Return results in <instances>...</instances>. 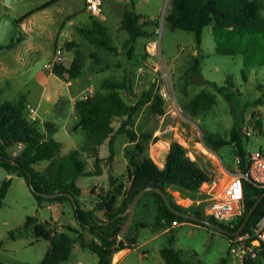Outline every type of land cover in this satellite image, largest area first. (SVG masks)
Instances as JSON below:
<instances>
[{
    "label": "rangeland",
    "instance_id": "1",
    "mask_svg": "<svg viewBox=\"0 0 264 264\" xmlns=\"http://www.w3.org/2000/svg\"><path fill=\"white\" fill-rule=\"evenodd\" d=\"M46 1L23 0L6 5L4 0H0V17L6 12L17 18ZM168 7L169 0H103L101 14L95 15L86 8L85 0H59L44 11L34 12L30 17L33 26H42L45 30L41 34L31 33V40L40 37L42 47L34 52L32 58L22 59L15 57L14 49L0 48V58L11 68L8 81L2 82L5 92L0 95V100L15 99L23 93L27 104L35 106L40 96L48 94L52 97L49 107L54 104L55 114L44 112L41 116L58 124L59 128L57 126L52 135L61 141V152L66 153L79 146L84 138L83 130L74 128L73 106L69 98L73 102L82 94L103 90L101 82L104 78L121 80L128 72L132 90L130 93L121 90L124 99L129 101V98L150 87L160 95L166 87L170 94L169 98L161 96L164 100L163 114L154 117L148 110V103H145L129 124L138 133L143 129L152 132L146 147L159 167L165 156V146L170 140H176L204 171L220 173L224 177L217 159L229 172L238 171L234 144H226L215 151L204 142L203 133L218 132L229 138L235 125L240 130L244 149L248 153L260 150L264 144V62L245 65L243 53L216 52L211 24L203 27L200 43H197L193 31L169 28L163 20ZM132 8L146 17L155 18L158 24L148 27L151 38H138L134 52L129 55L121 50L127 32L120 28L119 22L123 11ZM91 15L107 25L112 43L118 47L117 52L97 48L79 35L78 27L90 25ZM67 41L76 42L84 51L83 70L75 79H69L70 83L65 77L52 73L49 66L58 47L66 54V65H69L74 48L66 47ZM153 41L156 45L154 50ZM147 45H150V50ZM92 52L99 58L91 56ZM195 60L199 69L195 76H191L190 67ZM201 89L215 94L216 102L209 110L192 114L186 104ZM41 106H46L43 98ZM257 120L261 126L256 125ZM112 123L118 126L117 120ZM245 126L253 129L249 135L243 131ZM133 143L125 134H119L114 144V157L110 161H102L103 167L110 170L113 164L117 173L122 172L125 166L123 155L133 148ZM108 152L107 146H100L101 154ZM83 156L87 159V167L93 168V155L84 153ZM44 164L41 162L36 166L42 168ZM121 176L127 186L125 174ZM5 177H10L11 182L0 206V240L3 241L0 245V264H36L44 256L48 241L36 237L31 229L14 238H10L8 233L21 227L27 215H35L51 223L52 209L47 201L43 204L37 202L22 176L8 173L0 166V182ZM76 181L82 188V198L90 204L94 200L91 190L107 180L102 175H80ZM107 182L114 184L111 180ZM176 198L182 205L186 203L178 196ZM152 201L153 197L148 192L142 195L141 202L146 205L144 219L148 225L140 227L133 224L130 227L129 234L136 231V246L119 264H159L158 250L168 245L179 250L188 264H246V260H249L248 264H264L263 253L255 249L256 256L250 257L232 252L230 244L233 239L208 226L185 221L161 233V229L151 228L156 213ZM65 203V212L60 220L70 225L69 222L74 219L72 207ZM146 239L145 244L138 245ZM253 241L255 245L260 244L257 239ZM143 252L148 255L140 258ZM58 264H98V261L92 250L74 245L68 259Z\"/></svg>",
    "mask_w": 264,
    "mask_h": 264
},
{
    "label": "trees",
    "instance_id": "2",
    "mask_svg": "<svg viewBox=\"0 0 264 264\" xmlns=\"http://www.w3.org/2000/svg\"><path fill=\"white\" fill-rule=\"evenodd\" d=\"M58 1L48 0L14 18V31L16 32H13L12 41L0 48L11 47L20 42L24 38V33L20 31V23L32 13ZM263 8V0H169V7L163 20L171 29L180 28L193 31L197 43L201 41L203 27L211 24L216 52L243 53L245 65H252L264 62ZM90 20V25L78 27L79 35L97 48L103 47L107 51L117 52L118 47L112 43L107 25L94 15L90 16ZM156 24L158 20L146 17L133 8L123 11L119 26L127 32V37L122 41L121 50L131 55L138 38H151L152 33L148 27ZM65 45L68 48H74L69 65L54 62L51 71L59 77H65L66 80L75 79L83 70L84 51L74 41H67ZM91 56L99 58L94 52ZM198 69L199 64L195 60L190 67V75L195 76ZM128 75L129 73L125 72L121 80L104 78L101 82L103 90L95 91L85 98H77L74 101V112L77 117L74 128H81L84 138L78 147L63 154L61 153V141L52 135L57 129L56 125L49 120L39 121L37 118L28 117L26 98L23 93L15 99L0 100V166L8 173L22 176L39 204L44 201L68 202L77 223V227L64 225V229L58 230L48 221H41L35 215H27L21 227L10 230L8 233L10 238L31 229L36 237L48 241L44 256L36 264H58L68 258L75 244L92 250L97 255L98 264H111L113 252L127 247L122 238L129 241L134 240V237H129L130 227L133 224L147 226V223H137L133 219L127 230L118 234L134 196L147 185L160 187L174 208L208 218L231 231L237 229L254 200L264 192V187H260L250 179H244L243 213L227 222L206 215L199 206H185L178 203L167 191L165 187L167 184L174 185L196 197L200 185L212 175L191 159L186 154L185 147L176 140L169 141L163 166L157 165L146 147L152 137V132L143 129L138 133L131 129L129 124L145 103H148V110L154 117L163 114L164 100L158 92L153 90V87L142 91L136 97L129 98V101L124 99L121 90L124 89L129 93L132 90ZM215 102V94L201 89L191 96L186 108L192 114H197L209 110ZM113 120L118 121L117 127L112 123ZM255 123L261 126L259 120ZM119 134H125L130 142H134L133 148L125 154L127 159L125 176L128 185H124V180L119 181L111 189L98 193V200L93 206L88 207L80 198L82 189L76 180L80 175L100 174L101 162L110 161L114 156V144ZM203 139L215 151L226 144L233 143L239 170L246 171L249 153L244 149L240 130L235 125L231 128L229 138L218 132H204ZM106 140L109 152L106 158H102L99 156L98 147ZM17 145L20 146L18 149L15 148ZM260 151L264 153V144ZM84 153L93 155V168L87 167ZM41 162L45 164L42 168H37L36 165ZM109 178L111 180V175ZM10 182V177H5L0 182V206ZM43 192L65 193L46 197L42 194ZM146 192L153 197L152 202L155 205L153 229L170 227L174 220L208 226L172 212L156 190H147L144 194ZM66 193L72 195L74 204ZM141 197L135 206L142 204ZM119 198L122 199L119 201ZM97 210H103L102 216L96 213ZM262 216H264V196L238 235L251 234L253 226ZM224 234L232 239L237 236ZM252 238L254 237L250 235V239ZM2 242L0 240V245ZM254 247L264 254L263 241ZM160 254L167 264H188L182 258L180 251L170 245L160 248ZM248 262L249 260H246V264Z\"/></svg>",
    "mask_w": 264,
    "mask_h": 264
},
{
    "label": "built area",
    "instance_id": "3",
    "mask_svg": "<svg viewBox=\"0 0 264 264\" xmlns=\"http://www.w3.org/2000/svg\"><path fill=\"white\" fill-rule=\"evenodd\" d=\"M103 0H85L86 8L93 14H101ZM156 31H159L158 29ZM155 41H153V50L155 48ZM150 48V45H147ZM151 49V50H152ZM150 50V49H149ZM54 62L66 65L67 56L64 51L58 47L55 51V57L50 63V67ZM166 88V87H165ZM161 91L163 98H169L170 94L167 88ZM90 90V89H89ZM90 93H85L80 98H85ZM30 118L34 119L32 109L29 108ZM257 130V128H255ZM255 130V131H256ZM243 131L249 135L253 129L243 128ZM218 165L225 173L224 177L220 173L213 174L210 179L204 181L200 187L203 196L197 203L204 213L208 216H213L221 221H231L243 213V180L250 179L260 187H264V153L260 150L251 151L248 155V166L246 171L229 172L223 164L217 159ZM199 187V188H200ZM173 221L172 224H176ZM250 235L254 238L250 239ZM250 239V240H249ZM254 239L264 242V216L260 217L252 228L251 234L237 235L230 244V251L236 252L241 256H256L254 247Z\"/></svg>",
    "mask_w": 264,
    "mask_h": 264
},
{
    "label": "crops",
    "instance_id": "4",
    "mask_svg": "<svg viewBox=\"0 0 264 264\" xmlns=\"http://www.w3.org/2000/svg\"><path fill=\"white\" fill-rule=\"evenodd\" d=\"M45 9H47V7L44 8V9H41L39 11H44ZM31 15H33V13ZM31 15H29L27 18H25L20 23V29L24 33V38L20 42L16 43L15 45H13L11 47H3V48L14 49L15 50V57L18 58V59H22L24 57L32 58L34 56V52L40 50L41 47H42L41 41H39L40 37L36 38V40H35V38H34V40H31V36H32L31 33L34 32L35 34L36 33L37 34H41L45 30V27H42V26L35 27V26H33V21L30 19ZM48 35H50V33ZM9 73H11L10 66L3 59L0 58V88H1V94L0 95H2L5 92V89L2 86V82L8 81V79L10 77ZM70 81L71 80H67L66 82L70 83ZM57 95L58 94H56V96H54V103L56 102ZM42 98L46 101V106H41V99ZM51 98L52 97H50L48 94L45 97L40 96L39 100H38V102H37V104L35 106L28 105L27 104V100H26V104H27L26 114H27V116L30 117L29 116L30 115L29 108H31L32 109V114L35 116V119L37 118V119H39V121L49 120V119L43 118L41 116V113L45 112V113H51L52 115L55 114L54 109L52 108L54 104L52 105V107H49V101H50ZM69 100H70V102L72 103V106H73L74 105V101L72 102L71 98H69ZM40 110H41V112H40ZM72 118L74 119L73 122L76 123L77 122V117H76V114L74 112V106H73ZM49 121L53 122L56 125V127L58 126V124L55 123L54 121H52V120H49ZM58 128H59V126H58ZM101 145L107 146V140L104 143L100 144L99 147H98L99 156L102 157V158H106L108 153H104V154L100 153V146ZM168 146H169V144L165 146V149L163 150L164 153H166V151L168 149ZM19 147L20 146L17 145L15 148L18 149ZM123 158H124L125 166L123 167L122 172L117 173L114 170L113 164H112V167H110V170H109L108 167H103V163L101 162V172H100V174H94V175H102V176L106 177L107 181L110 180L109 175H111V177H112L111 181L112 182L114 181L115 183H118L119 181L123 180V179H121L122 178L121 175L125 174V169H126V166H127V159H126L125 155H123ZM163 164H164V156H163L161 167L163 166ZM211 175H213V173H211ZM107 181L104 182L103 184H100V186L96 187L95 190H91V195L94 196V200L90 204H88L86 202V200L82 198V195H81L80 198L85 203L86 206H88V207L93 206L94 203L98 200V193H100V192L103 193L104 191H107L108 189H111L113 187V185H115V184H112L111 182H107ZM165 187H166L167 191H169L172 194L173 198L178 203H180V202L177 200L176 196H178L179 199L184 200L186 203L183 204V205H185V206H197L198 205L197 203L199 202L200 198L203 196V192L201 190V187L198 189V191H197L198 195L196 197H193L189 193L176 188L174 185L167 184ZM41 204H43V203H41ZM65 204H66L65 202H60V201H51V202L47 201L48 207L52 209L51 210V212H52V214H51V224H53L58 230L64 229L63 226L65 225V223L60 220V217L65 212ZM145 210H146V205L144 203L136 205L134 207L133 219H135L137 221V223H139V222L147 223L146 220L144 219V215L146 214ZM96 213L99 216H102L103 210H97ZM73 218H74V216H73ZM183 222H185V221H179L176 224H172L170 227L162 228L159 232L160 233L161 232H165V231L169 230L170 228H172V227H174V226H176L178 224H181ZM69 224L71 226H73V227H77V223H76L75 219H71ZM152 224H151V228H152ZM135 225H137V224H135ZM147 225H148V223H147ZM138 226L145 227V226H141V225H138ZM129 237H134V240L129 241V240H125V239L122 238L123 243L125 245H127V247L120 248V249L115 250L113 252L112 257H111V264H119L120 262H122L124 260L126 254L130 250L135 249V246H136L135 243L137 242V240H136V231L133 230L132 233L129 234ZM147 240L148 239L144 240L142 243H140L138 245L145 244L147 242ZM75 245L80 246L79 244H75ZM80 247H82V246H80ZM82 248H88V247H82ZM158 252H159V256H160V257H158L159 264H167L164 261V259L162 258L161 254H160V249L158 250ZM147 255H148L147 252H143L139 256H140V258H144V257H147ZM69 256H70V254H69ZM97 261H98V258H97Z\"/></svg>",
    "mask_w": 264,
    "mask_h": 264
},
{
    "label": "water",
    "instance_id": "5",
    "mask_svg": "<svg viewBox=\"0 0 264 264\" xmlns=\"http://www.w3.org/2000/svg\"><path fill=\"white\" fill-rule=\"evenodd\" d=\"M16 1H23V0H4V3L6 5H11L14 2H16ZM14 29H15V19L13 17L9 16L6 12H4L1 15V17H0V46L7 45L8 43H10L12 41ZM147 190H156L162 196L166 206L172 212H174V213H176L178 215H181L183 217L192 219L194 221H198V222L204 223V224L208 225L209 227H211V228H213L215 230H218V231H220L222 233L233 234V235H238L241 232V230L244 227L245 223L247 222L248 218L250 217V215L252 214V212L256 208L258 202L260 201L262 196H264V192H263L254 200V202L252 203L250 208L246 211V213H245L240 225L237 227L236 230L231 231V230H228V229H226V228L214 223L213 221H211L208 218L197 216V215H194V214H191V213H188V212H184V211H180V210L174 208L170 204V202L168 201L166 195L164 194L163 190L160 187L154 186V185H147V186L141 188L137 192V194L134 196V198H133V200H132V202L130 204L128 214H127L125 220L123 221V223L120 226V229H119V232H118L119 235L124 233L127 230V228L129 227V225L133 222V214H134L135 204H136L137 200ZM62 193H65V192H54V193H45V192H43L42 194L44 196H46V197H53V196H56V195H59V194H62ZM66 194L70 196V198H71V200H72V202L74 204L75 201H74V198L72 197V195L68 194V193H66Z\"/></svg>",
    "mask_w": 264,
    "mask_h": 264
},
{
    "label": "bare ground",
    "instance_id": "6",
    "mask_svg": "<svg viewBox=\"0 0 264 264\" xmlns=\"http://www.w3.org/2000/svg\"><path fill=\"white\" fill-rule=\"evenodd\" d=\"M153 152H155V150Z\"/></svg>",
    "mask_w": 264,
    "mask_h": 264
}]
</instances>
